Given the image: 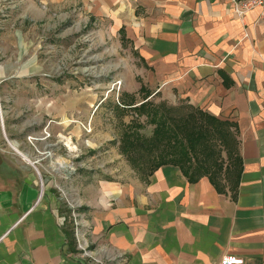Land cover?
<instances>
[{
	"label": "crops",
	"instance_id": "0c3cea01",
	"mask_svg": "<svg viewBox=\"0 0 264 264\" xmlns=\"http://www.w3.org/2000/svg\"><path fill=\"white\" fill-rule=\"evenodd\" d=\"M105 1L144 64L145 84L220 121L225 159L201 153L191 178L168 162L146 181L88 184L78 209L90 241L119 252L120 264H221L224 255L264 264L261 8L238 15L228 0ZM3 165L0 264H79L50 184L43 188L20 155Z\"/></svg>",
	"mask_w": 264,
	"mask_h": 264
},
{
	"label": "rangeland",
	"instance_id": "374dc122",
	"mask_svg": "<svg viewBox=\"0 0 264 264\" xmlns=\"http://www.w3.org/2000/svg\"><path fill=\"white\" fill-rule=\"evenodd\" d=\"M105 2L0 0V161L20 155L35 163L40 185L50 184L64 203L72 239L74 225H81L78 238L86 240L89 256L120 264L119 252L90 241L78 209L84 187L146 181L153 153L142 151L140 138L150 137L160 120L153 111L179 118L190 109L173 93L145 84L144 64ZM210 140L214 157L225 159L219 138Z\"/></svg>",
	"mask_w": 264,
	"mask_h": 264
},
{
	"label": "trees",
	"instance_id": "16d2710c",
	"mask_svg": "<svg viewBox=\"0 0 264 264\" xmlns=\"http://www.w3.org/2000/svg\"><path fill=\"white\" fill-rule=\"evenodd\" d=\"M182 107L189 108L190 110L179 118L167 112L157 115V111H153L156 119L160 120L154 126L150 137L140 138L145 141L142 151L148 155L149 153H153L152 159L150 155L148 157L150 160L148 162L151 164L149 173L160 165L170 162L180 165L184 174L191 178L193 170V166L191 165L192 160L198 159L197 157L201 153L205 159L214 154L210 138L213 134L219 136L222 134L220 133V121L190 105ZM135 138V144H140L139 138ZM126 143L128 151L125 152L129 153V147H131L132 143L129 140H126ZM135 159L132 158V160Z\"/></svg>",
	"mask_w": 264,
	"mask_h": 264
},
{
	"label": "built area",
	"instance_id": "2783aa9c",
	"mask_svg": "<svg viewBox=\"0 0 264 264\" xmlns=\"http://www.w3.org/2000/svg\"><path fill=\"white\" fill-rule=\"evenodd\" d=\"M235 4L234 11L238 15H244L246 11L252 9L253 7H260L261 12L264 13V0H231ZM49 136V134H47ZM50 153V152H48ZM34 166V164H33ZM35 167V166H34ZM36 169V167H35ZM37 170V169H36ZM71 208L74 209L73 206ZM73 215L76 213L75 211L72 212ZM81 225H74V230L77 239H75L76 250H77V258L79 264H103L101 259H97L95 256L90 257L89 251H87V243L86 240H81L78 238V232L81 231ZM122 258V255H120ZM243 259L241 257L235 255H224L221 258V264H242Z\"/></svg>",
	"mask_w": 264,
	"mask_h": 264
},
{
	"label": "bare ground",
	"instance_id": "6f19581e",
	"mask_svg": "<svg viewBox=\"0 0 264 264\" xmlns=\"http://www.w3.org/2000/svg\"><path fill=\"white\" fill-rule=\"evenodd\" d=\"M1 111V110H0ZM1 115H2V112H1ZM0 117H2V116H0ZM63 139H64V141H65V144L66 145H68L69 146V148H71V149H73V148H76L74 145H73V143L71 142V139H69V138H64L63 137ZM13 147V149H16L15 147H17L15 144H11ZM17 150V149H16ZM34 164V166H35V163H32V165ZM36 167V166H35ZM37 169V168H36ZM37 171V173H39L38 172V170H36Z\"/></svg>",
	"mask_w": 264,
	"mask_h": 264
}]
</instances>
